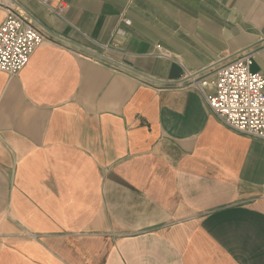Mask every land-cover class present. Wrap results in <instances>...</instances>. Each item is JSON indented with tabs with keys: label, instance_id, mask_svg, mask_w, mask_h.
I'll use <instances>...</instances> for the list:
<instances>
[{
	"label": "crops",
	"instance_id": "0c3cea01",
	"mask_svg": "<svg viewBox=\"0 0 264 264\" xmlns=\"http://www.w3.org/2000/svg\"><path fill=\"white\" fill-rule=\"evenodd\" d=\"M64 2L0 0L56 38L0 71V264H264V140L186 77L264 73V0Z\"/></svg>",
	"mask_w": 264,
	"mask_h": 264
},
{
	"label": "built area",
	"instance_id": "2783aa9c",
	"mask_svg": "<svg viewBox=\"0 0 264 264\" xmlns=\"http://www.w3.org/2000/svg\"><path fill=\"white\" fill-rule=\"evenodd\" d=\"M38 1L51 13L63 17L64 0ZM123 24H130V19H123ZM116 32L123 33V30L117 28ZM44 39L56 40L9 9L0 24V71L19 72ZM83 54L111 60L103 51L88 50ZM250 63L251 54H241L219 64L212 76L189 73L186 77L188 85L198 90L209 109L227 128L264 140V73L252 71Z\"/></svg>",
	"mask_w": 264,
	"mask_h": 264
}]
</instances>
